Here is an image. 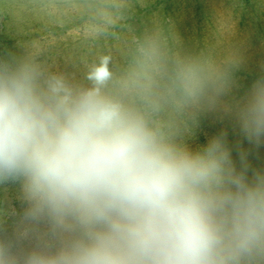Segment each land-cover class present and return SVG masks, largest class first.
Here are the masks:
<instances>
[{
	"label": "clouds",
	"instance_id": "1",
	"mask_svg": "<svg viewBox=\"0 0 264 264\" xmlns=\"http://www.w3.org/2000/svg\"><path fill=\"white\" fill-rule=\"evenodd\" d=\"M103 56L88 87L0 60V185L18 219L0 227V264H264V171L226 136L192 147L154 119L164 103L232 117L264 143V76L237 98L242 58L155 49L123 75ZM161 81L163 90L161 89Z\"/></svg>",
	"mask_w": 264,
	"mask_h": 264
},
{
	"label": "rangeland",
	"instance_id": "2",
	"mask_svg": "<svg viewBox=\"0 0 264 264\" xmlns=\"http://www.w3.org/2000/svg\"><path fill=\"white\" fill-rule=\"evenodd\" d=\"M141 49L157 50L168 67L177 58L240 57V98L264 76V0H0V60L31 62L73 87L90 86L86 74L103 56L117 76L125 74ZM154 119L165 131L183 132L194 148L224 134L238 165L243 156L250 173L264 171V143L249 142L221 111L197 112L194 125L190 110L168 102ZM5 188L14 197L16 186L0 185V227L10 228L21 206L6 200Z\"/></svg>",
	"mask_w": 264,
	"mask_h": 264
},
{
	"label": "trees",
	"instance_id": "3",
	"mask_svg": "<svg viewBox=\"0 0 264 264\" xmlns=\"http://www.w3.org/2000/svg\"><path fill=\"white\" fill-rule=\"evenodd\" d=\"M141 31H142L141 28H139L137 30V32H138L137 34H138V36H139L140 39H142V33H141Z\"/></svg>",
	"mask_w": 264,
	"mask_h": 264
}]
</instances>
